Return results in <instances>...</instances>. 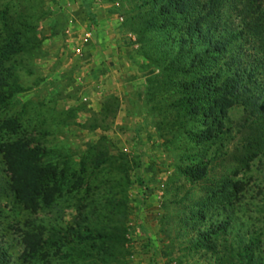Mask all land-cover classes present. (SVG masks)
Returning <instances> with one entry per match:
<instances>
[{
	"label": "rangeland",
	"instance_id": "obj_1",
	"mask_svg": "<svg viewBox=\"0 0 264 264\" xmlns=\"http://www.w3.org/2000/svg\"><path fill=\"white\" fill-rule=\"evenodd\" d=\"M145 2L0 0V46L10 38L21 45L7 65L23 89L0 107V146L19 139L39 146L41 164L55 168L61 186L49 183L47 193L60 190L52 204L40 197L36 213L26 210L9 190L0 153V247L11 264H225L221 254L192 247L189 219L207 189L227 181L243 186L233 200L236 227L264 230V157L245 165L244 136L235 130L192 139L205 130L204 118L175 102L179 84L199 74L188 68L197 51L170 67L179 32L169 19L143 34L157 9ZM237 15L225 6L220 22L237 28ZM241 115L233 107L231 124ZM195 167L205 168L202 178ZM78 214L115 237L110 248L88 249V257L79 247L46 244L24 263L25 233L63 232Z\"/></svg>",
	"mask_w": 264,
	"mask_h": 264
},
{
	"label": "trees",
	"instance_id": "obj_2",
	"mask_svg": "<svg viewBox=\"0 0 264 264\" xmlns=\"http://www.w3.org/2000/svg\"><path fill=\"white\" fill-rule=\"evenodd\" d=\"M145 3L157 9L149 14L152 16L144 25V31L141 30L143 34L168 26L169 19L179 32L171 42V51L176 52L167 60L169 66L179 65L190 52L197 51L188 68L196 69L199 74L193 80L179 84V97L175 102L180 112L187 115L200 113L204 118L205 130L191 134L192 139L209 141L235 130L244 136L245 165L264 157V0H146ZM225 6L238 13L237 28L220 22ZM11 40L0 46V107L23 91L15 69L7 65L11 57L22 51L21 45L11 44ZM237 41H244L246 47L245 44L236 45ZM161 47L167 51L166 43ZM209 68L214 69L210 72ZM236 106L241 108L242 115L231 124L229 111ZM103 110L105 114L109 112V102L104 104ZM12 123L8 122V129L15 126ZM0 153L9 190L26 210L36 213L40 197L48 206L55 194L60 195L55 168L40 162L42 148L30 147L19 139L1 145ZM191 170L197 178L205 175L203 167ZM51 182L58 189L47 193ZM242 188L240 182L227 181L207 189L206 201L191 212L189 220L196 223L191 226L196 234L191 238V245L210 255L221 254L219 261L225 264H264V230L236 227L239 224L233 200ZM44 233L46 239L42 238ZM114 241L115 237L98 232L90 227L86 216L78 214L74 225L63 232L54 228L46 232L41 228L38 232L25 233L27 253L23 260L29 263L46 244L57 248L67 245L73 247L71 250L79 247L82 254L91 257L88 249H99L102 245L110 248ZM0 264H11L8 251L2 247Z\"/></svg>",
	"mask_w": 264,
	"mask_h": 264
},
{
	"label": "built area",
	"instance_id": "obj_3",
	"mask_svg": "<svg viewBox=\"0 0 264 264\" xmlns=\"http://www.w3.org/2000/svg\"><path fill=\"white\" fill-rule=\"evenodd\" d=\"M90 35H91V34H90V33H88V32H87V33H85V35H84V38H83V42H84V43H87V42L89 41ZM80 51H81V49H80V48H78V49H77V53L79 54V53H80Z\"/></svg>",
	"mask_w": 264,
	"mask_h": 264
},
{
	"label": "crops",
	"instance_id": "obj_4",
	"mask_svg": "<svg viewBox=\"0 0 264 264\" xmlns=\"http://www.w3.org/2000/svg\"><path fill=\"white\" fill-rule=\"evenodd\" d=\"M84 43V42H83ZM85 44V43H84Z\"/></svg>",
	"mask_w": 264,
	"mask_h": 264
}]
</instances>
